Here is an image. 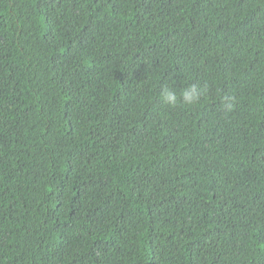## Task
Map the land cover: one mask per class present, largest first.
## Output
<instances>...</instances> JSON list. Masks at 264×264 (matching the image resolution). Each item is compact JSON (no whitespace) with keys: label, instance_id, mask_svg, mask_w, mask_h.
Listing matches in <instances>:
<instances>
[{"label":"trees","instance_id":"16d2710c","mask_svg":"<svg viewBox=\"0 0 264 264\" xmlns=\"http://www.w3.org/2000/svg\"><path fill=\"white\" fill-rule=\"evenodd\" d=\"M0 264H264V0H0Z\"/></svg>","mask_w":264,"mask_h":264},{"label":"clouds","instance_id":"9594fccd","mask_svg":"<svg viewBox=\"0 0 264 264\" xmlns=\"http://www.w3.org/2000/svg\"><path fill=\"white\" fill-rule=\"evenodd\" d=\"M207 91V85L189 84L179 90H176L171 84H166L161 87L160 99L161 102L171 109L177 107L196 106L201 102L202 97ZM222 104L225 109L230 110L233 105V98L225 96L222 99Z\"/></svg>","mask_w":264,"mask_h":264}]
</instances>
